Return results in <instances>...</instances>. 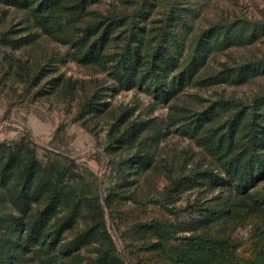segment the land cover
Wrapping results in <instances>:
<instances>
[{
    "label": "rangeland",
    "instance_id": "1",
    "mask_svg": "<svg viewBox=\"0 0 264 264\" xmlns=\"http://www.w3.org/2000/svg\"><path fill=\"white\" fill-rule=\"evenodd\" d=\"M38 1L0 0V264L86 263L102 255L99 264H169L141 248L157 241L148 225L155 221L173 243L209 230L240 263L264 247L255 218L234 225L220 215L233 183L201 142L240 111L239 147L253 109L264 160V0H56L49 29L35 20ZM172 1L166 46L173 59L157 69L163 96L114 76L110 57L127 19L116 18L91 59L71 43L89 21L138 11L135 79ZM194 120L189 135L181 126ZM32 156L41 178L23 192L19 170ZM209 172L223 182L214 185ZM47 177L51 190L34 197ZM249 190L264 205V163ZM35 220L42 236L28 243Z\"/></svg>",
    "mask_w": 264,
    "mask_h": 264
},
{
    "label": "trees",
    "instance_id": "2",
    "mask_svg": "<svg viewBox=\"0 0 264 264\" xmlns=\"http://www.w3.org/2000/svg\"><path fill=\"white\" fill-rule=\"evenodd\" d=\"M7 4L19 5L25 0H4ZM57 7L56 0H39L33 8L35 20L39 26L51 28V17L48 15ZM138 12V11H137ZM113 14L102 21H89L82 28L81 33L71 40L72 45L81 50L86 59L93 58L101 49V46L108 40L110 30L116 22V18L127 19L126 32L121 41L120 48L114 52L110 61L113 64L114 76L126 87L132 82L144 87L146 92L159 93L164 95L160 75L157 69L160 68L159 61L166 59L171 62L173 57L166 46V39L170 35L171 23L174 20V14L177 12L175 2L169 3L168 11L161 19V24L154 35V45L150 50L151 58L145 61V68L137 73L133 79L130 74L135 69V63L138 57L136 50V14ZM264 25V21L261 22ZM20 75L24 84H30L27 68L20 63ZM173 80V79H172ZM171 80V82H173ZM240 111L232 113L227 120L215 129L210 130L214 137H204L201 142L206 151L216 157L221 173L232 183V192L220 209V215L225 221L231 224L242 222L245 218L253 217L264 228V205L258 200L257 195L250 192V188L263 174L264 160L257 149L259 133L257 127V114L252 109L248 115V130L239 147L234 143V129L240 118ZM10 114L8 110L7 115ZM185 133L194 135L197 131V121H188L182 126ZM3 143H0L2 145ZM5 165L11 168L15 163L10 153L6 155ZM21 190L24 192L30 184L41 178L40 167L34 156L30 157L27 166L20 170ZM120 173V172H119ZM210 179L214 185L223 182L222 175L215 173H206L204 175ZM51 181H40L35 188L33 196L42 198L51 190ZM45 200V199H44ZM47 200V199H46ZM50 201H47V203ZM242 213V215H240ZM157 234V241L142 245L152 253L161 256L169 264H264V247H259L257 252L253 253L249 259L239 262L233 251L229 249L228 241L215 236L211 231L203 229L187 238L186 241L173 243L167 239L164 234L163 225L155 221L148 224ZM27 242L36 243L42 236V227L37 226V221H33L30 227ZM264 236V234L262 235ZM260 237V236H259ZM182 240V239H181ZM106 255L99 256L97 261L72 264H99L104 263ZM117 263H119L117 261ZM120 264V263H119Z\"/></svg>",
    "mask_w": 264,
    "mask_h": 264
}]
</instances>
